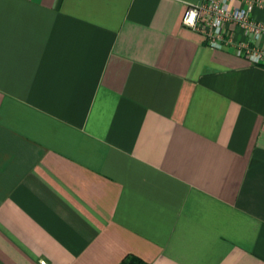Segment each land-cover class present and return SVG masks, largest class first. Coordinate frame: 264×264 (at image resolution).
Listing matches in <instances>:
<instances>
[{
  "label": "crops",
  "instance_id": "0c3cea01",
  "mask_svg": "<svg viewBox=\"0 0 264 264\" xmlns=\"http://www.w3.org/2000/svg\"><path fill=\"white\" fill-rule=\"evenodd\" d=\"M201 1L0 0V264H264V65Z\"/></svg>",
  "mask_w": 264,
  "mask_h": 264
},
{
  "label": "built area",
  "instance_id": "2783aa9c",
  "mask_svg": "<svg viewBox=\"0 0 264 264\" xmlns=\"http://www.w3.org/2000/svg\"><path fill=\"white\" fill-rule=\"evenodd\" d=\"M257 8L264 10V0H203L189 5L183 20L185 25L204 32L211 48L232 47L236 54L248 58L255 54L259 62L254 64L264 65V18L254 14ZM231 25L245 39L239 41Z\"/></svg>",
  "mask_w": 264,
  "mask_h": 264
},
{
  "label": "clouds",
  "instance_id": "9594fccd",
  "mask_svg": "<svg viewBox=\"0 0 264 264\" xmlns=\"http://www.w3.org/2000/svg\"><path fill=\"white\" fill-rule=\"evenodd\" d=\"M249 59L253 63H258L259 62V58L255 54L253 56H251Z\"/></svg>",
  "mask_w": 264,
  "mask_h": 264
}]
</instances>
